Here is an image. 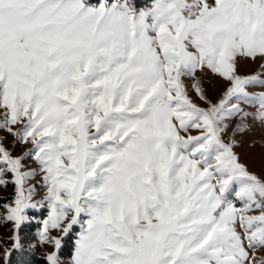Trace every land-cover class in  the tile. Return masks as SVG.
Instances as JSON below:
<instances>
[{"label": "snow or ice", "instance_id": "6c2138e0", "mask_svg": "<svg viewBox=\"0 0 264 264\" xmlns=\"http://www.w3.org/2000/svg\"><path fill=\"white\" fill-rule=\"evenodd\" d=\"M238 57L264 60V0H0V129L33 145L14 157L0 140V186L15 187L0 259L47 204V264L77 225L72 264H264V180L223 139L241 102L264 119V92L246 90L264 78ZM204 69L229 82L217 103Z\"/></svg>", "mask_w": 264, "mask_h": 264}, {"label": "rangeland", "instance_id": "374dc122", "mask_svg": "<svg viewBox=\"0 0 264 264\" xmlns=\"http://www.w3.org/2000/svg\"><path fill=\"white\" fill-rule=\"evenodd\" d=\"M208 2L212 4L214 0H208ZM147 3H150V0L141 2V4ZM262 65H264V60L260 58L252 60L247 57H238L237 74L246 77L260 73L261 78H264V67ZM182 79L187 86H191L194 83V79L191 77H182ZM195 79L201 82L204 92L213 103H217L223 97L227 87L230 86L228 81L208 69L197 70ZM246 90L249 93H261L264 92V86H246ZM189 93L200 107H208V104L201 101L198 94L191 87H189ZM240 107L249 115L243 117L242 120V114H239L227 121L228 129L223 139L227 143L235 140L236 146L233 150L238 155L240 163L244 164L250 173L264 180V119L260 118L261 109L258 103L249 104L241 102ZM2 119L3 116L0 115V120ZM238 125H240L241 130H237ZM21 127V125L15 126L17 130ZM181 134L184 135V133ZM191 134L197 135L198 132L193 129ZM0 140L3 141L4 147L14 157L23 156L33 147L31 143H20L16 136L8 133L4 129H0ZM24 164L26 170L38 167L34 159H28L24 161ZM40 179L41 177L37 176L31 181V184H38ZM46 191V188H37L34 202L41 200L46 195ZM14 195V185H10L7 188L0 186V205L5 203L4 198H10ZM7 203H11V200L9 199ZM237 206L240 207L241 205L237 202ZM27 214L30 219L22 225L19 233L25 248L22 251L14 252L9 257L8 264H47L46 255L53 249L50 245L40 244L39 232L42 230V221L48 217L50 211L47 204H45L41 209L28 210ZM251 214L258 215L259 210ZM4 215L6 213L0 207V217ZM12 229L13 224L11 222H4L0 219V254L3 253L5 248H11L12 246L10 243V238L14 235ZM79 233V226H74L69 235L63 239L59 252L61 264H72L75 242L78 239ZM50 234L53 236L61 235L58 229H50ZM28 245L38 246L28 247ZM255 255L257 258L264 257V248L258 249ZM0 264H5V261L0 259Z\"/></svg>", "mask_w": 264, "mask_h": 264}, {"label": "trees", "instance_id": "16d2710c", "mask_svg": "<svg viewBox=\"0 0 264 264\" xmlns=\"http://www.w3.org/2000/svg\"><path fill=\"white\" fill-rule=\"evenodd\" d=\"M143 1H145V0H140V3L143 2Z\"/></svg>", "mask_w": 264, "mask_h": 264}]
</instances>
